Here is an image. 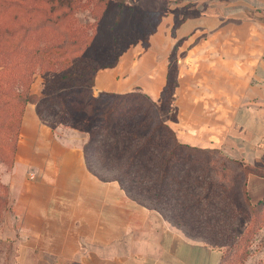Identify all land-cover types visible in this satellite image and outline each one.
I'll list each match as a JSON object with an SVG mask.
<instances>
[{"label":"crops","instance_id":"1","mask_svg":"<svg viewBox=\"0 0 264 264\" xmlns=\"http://www.w3.org/2000/svg\"><path fill=\"white\" fill-rule=\"evenodd\" d=\"M166 10L146 48L136 45L115 66L98 70L94 87L114 92L140 88L157 98L176 47L188 50L186 56L208 57L210 86L219 82L226 90L240 89L235 100L229 92L222 98L229 120L225 133L221 137L212 131L218 127L215 119L209 134H203L207 138L195 132L204 114L196 105L217 102L216 97H189L180 101L192 109L183 107L177 137L202 147L224 146L264 169V0H171ZM232 104H237L234 111ZM70 137L75 138L67 146L71 157L63 153L66 145L56 156L44 148L49 164L41 165L49 166V172L28 178L17 164L8 178L12 208L0 222V264H219L220 249L187 235L125 191L105 190L77 156L85 138ZM247 190L252 203L264 198V175L249 173Z\"/></svg>","mask_w":264,"mask_h":264},{"label":"trees","instance_id":"2","mask_svg":"<svg viewBox=\"0 0 264 264\" xmlns=\"http://www.w3.org/2000/svg\"><path fill=\"white\" fill-rule=\"evenodd\" d=\"M25 3L0 0V153L4 155L8 137L17 135L27 101L32 99L39 105L49 99L70 109L78 100L69 97L68 90L83 88L93 99L87 117L78 120L83 122L81 128H91L94 112L106 106L101 111L102 126L92 133L89 130L91 137L85 146L86 165L91 172L100 176L92 166L95 154L99 155L100 164L124 166L117 179L130 182L129 193L138 191L161 203L164 215L186 228L190 236L201 237L212 246L228 245V252L244 247L239 238L231 241V227L242 211L232 193L239 189L240 175H244L245 208L257 211L264 205V198L251 202L247 178L251 172L264 175V169L242 164L215 147L203 148L178 140L167 122L175 111L170 102H165V90L160 104L138 89L94 94L92 74L101 67L115 66L121 53L140 38L146 40L155 30L152 20L146 19L144 8L126 0H99L96 30L87 33L77 29V40L56 43L42 40L39 34L49 24H57L58 18L52 20L46 11L27 8ZM107 48L113 54H108ZM68 65L79 67L81 82L67 87L58 81L50 82L44 95L29 93L37 66L55 70ZM170 74L171 71L168 80ZM161 104L168 110L166 114ZM245 240L249 242V237Z\"/></svg>","mask_w":264,"mask_h":264},{"label":"rangeland","instance_id":"3","mask_svg":"<svg viewBox=\"0 0 264 264\" xmlns=\"http://www.w3.org/2000/svg\"><path fill=\"white\" fill-rule=\"evenodd\" d=\"M16 1L21 3L27 2L25 3V6L27 8L37 7V9L46 11L52 16V20H57L58 18L57 24H49L40 31L39 36L44 41H52L56 43H63L66 41L68 42L71 40H77V38L80 37L78 35L79 33H76L74 30L82 28L85 29L87 33H92L94 30H96L95 22L99 16V0H78L77 2L76 0H74V2H72L73 0ZM126 1L141 5L145 10L147 16L146 19H151L152 24L156 29L160 18L167 11L166 5L171 0L166 3H164V0ZM110 21L112 23L114 20L111 19ZM149 36L150 34H148L147 36V41L140 38L137 43L130 45V47H128L123 53H121L115 64L118 63L120 57L130 48L136 45H140L143 48H146ZM105 51L108 54H113V51H111L110 48H107ZM105 51L103 50L104 54ZM187 53L188 50H179V48L177 47L171 53L166 74V82L161 90L160 95L157 98H152L148 93L144 92L140 88L135 89L148 94L157 104H160V98L162 97L161 95L163 93V90H165V102H170L175 111L174 117L168 119L167 122L172 126L175 133L177 130V121L180 114H182L183 107H192V104L189 103L185 104V106L180 104V101L182 99L195 97L196 100H203L208 99V97H216V104H200V106L196 105L197 109H200V112L204 114H201V119L198 120V123H196L197 126L195 128V132L199 133V135L203 136V138H207V136L203 134H209L210 121L215 119L218 127L213 128L212 131H214L218 136L222 137L225 133L226 125L229 122L228 116L223 115L225 105L221 103L223 101L222 98L228 96L227 93L229 92L231 93L233 100H235L239 96L240 89L238 87L226 90L219 87V82L216 88L211 87V83L208 77L209 74L212 75V73L210 72V68L208 67L209 58L203 57L201 59L193 57V55L186 56ZM88 54L90 55V53ZM138 55L139 53L136 54V57H138ZM69 66L70 65H68L67 67H57L55 70H53L54 68L52 70L42 69L40 66H37L35 68V72L32 75V81L28 88L29 93L35 96L44 95L50 82L58 81L59 85L62 87L75 86V84L81 82L82 78L78 77L80 73V69H78L79 67H75L76 65H71L70 67ZM110 67L113 66L108 65L97 69L92 74V79H89L90 82H93L94 94H98L99 92H101L97 91L94 87L96 73L100 69ZM170 71L171 80H168V74ZM68 94L69 97L77 98L78 100V102L76 104H73L70 109H67L64 104L63 108H61L58 102H50L49 99H45L39 105L38 102L32 99L26 102L24 111L22 113L21 122L18 126L19 129L17 135H11L10 137H8V143L6 146H4V155L2 152L0 153V222L6 219L8 212L12 208V193L10 185L8 183V178L16 173L17 164H22L18 171L21 173H25L28 178H31V175L33 173L37 178L39 175L49 172V166L41 165L49 164L50 155H46L44 153V148H49L51 150V153L56 156L58 155V153H60L61 147H63V145H66V147H63V153H66V155H69V157H71L73 154L69 153H71L72 150L70 148H67L68 144L73 143L75 139L70 137L71 133L85 138L82 151H80V154H78L77 156L82 162L87 164L85 146L89 142L93 130H96L102 126L101 116L104 113H102L101 111L104 110L106 106H100L101 108L97 109L94 112L91 128L89 127V129H83L81 128L83 122L80 123V121L78 120L80 118L81 120H83L90 112L91 102L93 99L92 94L86 93L83 88H79L78 90L69 89ZM161 106L163 109V114H166L168 110L166 109V107H164V104H161ZM227 107L230 108V106ZM231 107L232 111H234L237 107V104H232ZM30 108H33V110H35L32 111L31 114L29 113ZM38 110H41V115L39 114ZM228 113L229 112H227V114ZM166 117L168 118V116ZM210 117L213 118L209 119ZM187 118L190 119L191 115L188 114ZM89 130L91 131V133ZM195 132L191 131V133ZM60 144H62V146ZM215 148L219 149L222 154L236 159L242 164L256 166L255 164H250L242 161L240 159L239 153L237 155L231 154L224 146ZM98 157V154L92 156V166L100 172L101 177L98 176V178L103 181L105 190L111 189L115 186L118 189L122 190V195L125 194L123 193V191H125L128 198L132 199L134 202L145 205L152 209H156L160 211L162 215L165 214L164 212L166 211L163 208L164 206L162 207L161 203L159 204L155 200L141 195L138 191L133 192V195L130 194L127 190L129 189L130 182L126 180L120 182L117 179V176L120 173V169H122L124 166H118L117 168L110 167L105 163L100 164ZM239 179V189L235 188L232 196L238 203L239 210L240 208H242V211L238 212V215L231 227L234 232V237L231 238V241L235 242L239 238L242 243H244V247L239 248V250L237 251L233 249L231 252H228V245H215V247L221 250L222 260L220 264H264V205L255 212H252L254 210L249 211V209L247 210V208H245L246 199L244 175H240ZM128 198L124 197V199ZM134 202H130V204H135ZM121 206L123 208V206L127 205L122 204ZM166 219L169 220L173 225L184 231L187 235H189L186 228L178 225L168 217ZM245 237H249V242L245 240ZM197 238L202 239L201 237ZM226 244H228V242H226Z\"/></svg>","mask_w":264,"mask_h":264},{"label":"built area","instance_id":"4","mask_svg":"<svg viewBox=\"0 0 264 264\" xmlns=\"http://www.w3.org/2000/svg\"><path fill=\"white\" fill-rule=\"evenodd\" d=\"M31 176L33 177L34 176V173Z\"/></svg>","mask_w":264,"mask_h":264}]
</instances>
